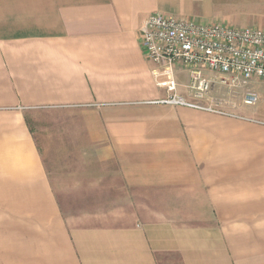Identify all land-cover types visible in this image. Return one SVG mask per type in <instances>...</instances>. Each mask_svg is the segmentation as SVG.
<instances>
[{"label":"crops","instance_id":"crops-1","mask_svg":"<svg viewBox=\"0 0 264 264\" xmlns=\"http://www.w3.org/2000/svg\"><path fill=\"white\" fill-rule=\"evenodd\" d=\"M152 12L264 28V0H0V264H264V79L161 101L194 98Z\"/></svg>","mask_w":264,"mask_h":264},{"label":"built area","instance_id":"built-area-1","mask_svg":"<svg viewBox=\"0 0 264 264\" xmlns=\"http://www.w3.org/2000/svg\"><path fill=\"white\" fill-rule=\"evenodd\" d=\"M140 43L146 57L155 64L157 82L169 91L177 88L175 69L189 70L188 88L194 100L170 94L161 101L200 109H218L207 98L216 84L228 88L246 83L252 77L264 79V28H239L213 22L203 23L161 12H152L141 29ZM215 75L206 76L205 71ZM258 99L248 91L246 103Z\"/></svg>","mask_w":264,"mask_h":264}]
</instances>
